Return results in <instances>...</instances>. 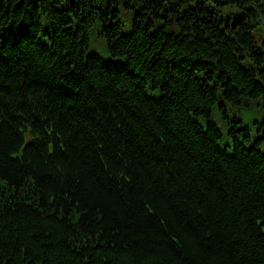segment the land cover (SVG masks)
I'll return each mask as SVG.
<instances>
[{
    "label": "trees",
    "instance_id": "1",
    "mask_svg": "<svg viewBox=\"0 0 264 264\" xmlns=\"http://www.w3.org/2000/svg\"><path fill=\"white\" fill-rule=\"evenodd\" d=\"M64 2L0 0V264H264V156L224 149L264 143V0L150 1L161 14L112 23L99 64L82 60L86 28L116 17ZM172 9L183 36H166ZM26 121L63 145L13 158Z\"/></svg>",
    "mask_w": 264,
    "mask_h": 264
},
{
    "label": "bare ground",
    "instance_id": "2",
    "mask_svg": "<svg viewBox=\"0 0 264 264\" xmlns=\"http://www.w3.org/2000/svg\"><path fill=\"white\" fill-rule=\"evenodd\" d=\"M150 1L153 0H139L137 3L135 4H131L129 2H131L130 0H96L95 6H102V5H107L108 10L110 11L109 13L114 15L116 18L113 19L114 21L110 22V20H103L100 19L95 13H92L91 15V21L89 23V26L86 28V47L85 49H83L82 51V60L84 62V64H87L88 61H94L96 63H101V59H102V55L99 52H92L90 50V35L91 36H96L98 37L100 40H103L105 38L108 37L109 31L114 29V25L116 24L118 26L123 25V17L125 16V14L131 15L132 17H142L143 19L147 18L149 15L151 14H155V15H160L161 14V10L162 7H160L159 5H155L153 6L152 3ZM32 2H34V0H32ZM33 5V4H32ZM40 6V5H39ZM176 8V7H175ZM174 10V9H172ZM171 10V11H172ZM170 12V11H169ZM168 12V13H169ZM167 13V14H168ZM65 9L62 6H59L58 10H57V15H65ZM163 15L162 18L164 20L165 23V29H166V36H171L176 35V36H183L181 33V29H180V24H181V20H182V16L181 13L180 15L177 14V12L174 10L171 15ZM50 21L51 19L47 18V21ZM53 21V30H54V38H55V34H56V24L54 19ZM70 19H69V23H70ZM148 23H146L145 25H147ZM154 29V28H153ZM155 31H157V28L155 27ZM4 33V28L0 26V36H2V34ZM36 41L37 43L41 46L44 47L46 46V42L44 41L43 38V31L41 30V28L38 30L37 34H36ZM8 56H13L12 52L8 53ZM263 71H264V67H263ZM200 80L204 81L205 83H209V87L210 88H214V85H216V91L219 89L218 87V80L214 77H212L213 82H210L211 80H208V76L206 75V73H201L199 75ZM255 80L260 83L263 87H264V81L261 79H258L257 77H255ZM149 83L153 86V88L160 86V83H156L154 85V83L152 84L150 81ZM151 86V87H152ZM223 86V85H221ZM160 91H162L161 87H159ZM216 98H217V102L218 105L216 107H221L223 105V103H227L229 101V104H227V109H233L234 105L230 102V100H228V97L226 96V92L224 89H221V92L216 93ZM264 99H261V101L263 102ZM215 101V99H214ZM215 107L210 106L209 110H212ZM261 110V108H260ZM264 110V109H262ZM261 110V111H262ZM201 117H205L207 119L212 117V113L208 112V114H199ZM199 115H193V119L196 122H199L200 117ZM261 119V118H260ZM258 119V120H260ZM203 120V119H201ZM26 122H30V121H26ZM32 127L35 129L34 125H32ZM51 134L50 135H46L44 137L40 136L36 139L37 142H42L45 141L46 142H53L55 143L56 141L62 146L63 145V139L61 137V132L56 128V127H51V129L49 128ZM18 132L20 133V128L18 130ZM224 146H226L225 144H222ZM240 146V148H242L243 150L246 151H250L252 148L256 149V151H258V153H261L264 156V143L262 141L256 140L255 138L253 139H249L248 142L246 143V141L244 140V142L242 141V139H234L233 143L229 146V147H225V150H228V155L229 156H235L236 154V149L237 147ZM258 226L261 229V233L264 235V225H262V222H258Z\"/></svg>",
    "mask_w": 264,
    "mask_h": 264
}]
</instances>
